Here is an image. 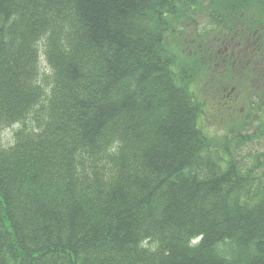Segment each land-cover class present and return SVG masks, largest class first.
I'll return each instance as SVG.
<instances>
[{"label": "trees", "instance_id": "1", "mask_svg": "<svg viewBox=\"0 0 264 264\" xmlns=\"http://www.w3.org/2000/svg\"><path fill=\"white\" fill-rule=\"evenodd\" d=\"M0 264H264V0H0Z\"/></svg>", "mask_w": 264, "mask_h": 264}, {"label": "flooded vegetation", "instance_id": "2", "mask_svg": "<svg viewBox=\"0 0 264 264\" xmlns=\"http://www.w3.org/2000/svg\"><path fill=\"white\" fill-rule=\"evenodd\" d=\"M224 37V36H223ZM218 41L220 42L219 46L216 45V47L218 48L217 51L215 50H209V54H211V56L213 55V53L215 52V56H214V61H217L218 58L224 56V57H228L227 56V49H225L224 51H222L223 49V46H229V42L226 41H223V38L221 39H218ZM246 50H237L235 53H236V56L234 57V63H233V66L235 67V70H236V67H239L240 68V71H238L237 74H242V70H243V67L240 66V61L244 59V55H243V52H245ZM235 53H232L231 56H233ZM211 60V59H210Z\"/></svg>", "mask_w": 264, "mask_h": 264}, {"label": "rangeland", "instance_id": "3", "mask_svg": "<svg viewBox=\"0 0 264 264\" xmlns=\"http://www.w3.org/2000/svg\"><path fill=\"white\" fill-rule=\"evenodd\" d=\"M196 22H199L196 20ZM209 46L211 50H215L216 44L213 41H209L206 43V46ZM1 137H2V143L3 144H10L11 138H12V130L11 129H5L1 132Z\"/></svg>", "mask_w": 264, "mask_h": 264}]
</instances>
